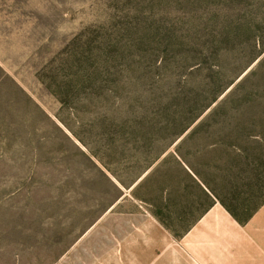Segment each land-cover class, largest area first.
<instances>
[{"label":"rangeland","instance_id":"rangeland-1","mask_svg":"<svg viewBox=\"0 0 264 264\" xmlns=\"http://www.w3.org/2000/svg\"><path fill=\"white\" fill-rule=\"evenodd\" d=\"M263 199L264 0H0V264H142L143 221Z\"/></svg>","mask_w":264,"mask_h":264},{"label":"crops","instance_id":"crops-1","mask_svg":"<svg viewBox=\"0 0 264 264\" xmlns=\"http://www.w3.org/2000/svg\"><path fill=\"white\" fill-rule=\"evenodd\" d=\"M140 233L142 264H264V202L246 221L214 203L179 238L154 218Z\"/></svg>","mask_w":264,"mask_h":264},{"label":"trees","instance_id":"trees-1","mask_svg":"<svg viewBox=\"0 0 264 264\" xmlns=\"http://www.w3.org/2000/svg\"><path fill=\"white\" fill-rule=\"evenodd\" d=\"M264 202V199H263V201H262V203ZM261 203V204H262ZM260 204V205H261ZM224 205V207L232 214V216L234 217V218H236V219H238V220H240V221H246V220H248L252 215H253V213L260 207V205H258V206H256L251 212H249L248 214H246L244 217H240L237 213H236V211H235V209H233L232 207H230L229 205H227V204H223Z\"/></svg>","mask_w":264,"mask_h":264}]
</instances>
